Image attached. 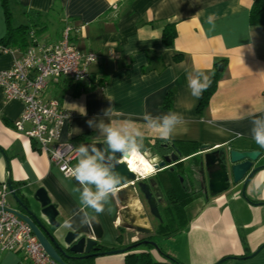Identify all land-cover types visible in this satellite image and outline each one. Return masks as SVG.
<instances>
[{"label": "crops", "instance_id": "1", "mask_svg": "<svg viewBox=\"0 0 264 264\" xmlns=\"http://www.w3.org/2000/svg\"><path fill=\"white\" fill-rule=\"evenodd\" d=\"M17 2L19 6L13 7L15 24L35 26L32 31H37L38 42L58 40L63 27L70 25L76 28L71 38L77 49L97 55L89 67L90 80L105 84L89 89L85 83L60 78L50 80L44 92L45 98L58 100L74 115L63 126L61 140L78 145L105 142L98 127L101 122L130 134L140 129L144 139L139 153L151 166L157 162L154 148L162 149L160 145L165 143L177 147L182 162L174 166V171L184 176L189 190H194L195 180L183 171L196 164L193 157L204 153L201 145L211 150L230 147L261 151L254 163V167H261L247 182L244 194L239 183L211 196L202 181L201 192L184 204L183 217L172 218L165 212L166 204H160L166 223L180 227L167 236L159 235L174 240L172 246L159 249L182 264H215L227 256L232 258L221 264H264V149L256 144L251 133L252 120L264 117V26L250 24L253 0ZM165 25H173L176 31L170 45L162 42ZM4 35L5 21L0 9V40ZM17 56L15 50L0 54V70L9 68ZM175 56L180 59L175 60ZM221 59L226 60V66L217 89L208 105L198 111L200 98L191 95L188 74L200 70L209 75L213 64ZM22 108L19 100H6L0 89V185L6 183L9 175L11 182L18 188L21 186L30 197L34 208L38 204L31 195L42 188L57 208L62 235L82 226L80 193L73 192L80 185L74 177L65 176L52 165L32 140L15 129L14 122ZM107 109L109 114L105 115ZM169 111L182 114L184 122L177 126L171 139L164 140L147 129L142 117L145 112L155 117ZM89 120H93L91 127ZM234 133L241 136L237 138ZM80 158L79 155L73 165ZM165 169L146 173L144 179L156 176L163 192L169 182L164 178L161 183L158 177L164 176ZM90 187L95 190L94 185ZM116 192L110 196L104 213H92L96 216L93 223L103 231L98 241L102 250L123 248L138 239L156 236L157 221L154 225L149 216L140 217L147 212L144 201L140 198L130 205L126 214ZM8 203L16 208L11 195ZM132 217L135 223L151 227L153 235L129 229L127 224ZM65 220H73L71 229L63 226ZM150 253L156 261L166 259L153 247ZM126 254L98 256L92 264H124ZM0 264L27 262L21 250L0 251Z\"/></svg>", "mask_w": 264, "mask_h": 264}, {"label": "built area", "instance_id": "2", "mask_svg": "<svg viewBox=\"0 0 264 264\" xmlns=\"http://www.w3.org/2000/svg\"><path fill=\"white\" fill-rule=\"evenodd\" d=\"M76 28L65 25L61 37L51 43H41L30 34L33 44L18 56L9 68L0 70V89L6 100H19L22 111L14 122L20 133L32 140L50 163L65 176H71L80 146L71 140H61L63 126L73 118L58 100L45 98L50 80L67 79L90 85L89 67L97 59L94 52H80L71 41ZM138 176V175H137ZM139 176L140 178H146ZM10 191L0 185V251L21 250L27 264H58L43 249L30 226L8 203Z\"/></svg>", "mask_w": 264, "mask_h": 264}, {"label": "water", "instance_id": "3", "mask_svg": "<svg viewBox=\"0 0 264 264\" xmlns=\"http://www.w3.org/2000/svg\"><path fill=\"white\" fill-rule=\"evenodd\" d=\"M221 70V68H220ZM92 153V148H97L103 154V160L99 161L108 166L113 172L122 177L120 185L117 187V199L123 207V212L127 214L130 205H133L141 198L147 212L140 215L141 218H153L161 221L159 205H165L163 192L159 184L153 177L140 178L133 172L125 161L116 164V161L109 159L111 149L105 142H84L82 143ZM160 150H152L157 156V162L152 164L154 171L167 168L174 170V166L182 162L181 152L174 145L167 143L161 144ZM170 148L173 149L170 152ZM107 149V151H106ZM200 177L205 183L208 194L215 196L227 190L231 185L242 184L241 191L244 190L251 176L261 167H254V163L261 156L259 150H238L230 147L211 150L207 145H201ZM169 151V152H168ZM119 156V153L115 154ZM6 185L13 197L16 208L12 210L22 218L31 228L34 235L41 243L45 252L58 264H71V262L95 258L102 255L127 253L139 244L135 243L127 247L118 249L102 250L98 241L102 237V229L92 221L91 225H82L75 230H67L59 235L61 223L57 220L58 211L56 206L51 203L50 198L42 188H38L31 198L38 204L37 208L32 206L30 197L21 189L19 195L14 191L11 178L8 175ZM127 227L135 233L151 236L154 230L135 223L131 218ZM142 244H148L154 249H158L157 244L151 239H143ZM232 257H223L215 264H221Z\"/></svg>", "mask_w": 264, "mask_h": 264}, {"label": "clouds", "instance_id": "4", "mask_svg": "<svg viewBox=\"0 0 264 264\" xmlns=\"http://www.w3.org/2000/svg\"><path fill=\"white\" fill-rule=\"evenodd\" d=\"M211 76L205 72L197 70L195 74H188V88L191 95L199 99L203 92L211 86ZM108 109L105 115H108ZM143 120L146 122L147 129L154 131L161 139L169 140L178 125L184 122L182 114L169 111L162 116H153L149 112L143 114ZM129 122L132 123L131 118ZM88 125H93V120L88 121ZM98 127L105 137V143L111 149L109 159L116 161V164L127 160L130 156L139 154L143 147L144 132L136 129L134 134L122 131L120 128L113 127L111 123L101 122ZM251 133L256 144L264 149V117H257L252 120ZM239 138L240 133H234ZM80 159L71 171V176L79 183L80 188H73V192H79V204L84 210V215L80 219L82 225H91L96 218L95 214H101L106 211V205L109 203L110 196L116 192L117 187L122 181V177L113 172L108 166L99 162L103 160V154L95 147L89 154V149L84 144L77 148ZM107 151V149H106ZM119 153V156L115 154ZM154 169L151 168L152 172ZM62 183V182H61ZM94 185V189L90 187ZM82 188V191H81ZM91 210V211H89ZM110 211L111 209H107ZM73 220H65L64 227L71 229Z\"/></svg>", "mask_w": 264, "mask_h": 264}, {"label": "trees", "instance_id": "5", "mask_svg": "<svg viewBox=\"0 0 264 264\" xmlns=\"http://www.w3.org/2000/svg\"><path fill=\"white\" fill-rule=\"evenodd\" d=\"M15 5L19 6L17 0H0V9L3 12L5 21V35L0 40V54L3 53V48L17 49L23 52L28 46L33 44L30 34H33V36L36 38L35 32L37 31H32V28H34L35 26L30 25L29 23L13 24V7ZM249 21L252 25L264 26V0H253L252 6L249 10ZM175 36L176 31L173 25H165L163 27L161 38L162 42L165 45H170L173 42ZM179 59V56H175V60ZM225 66L226 60L224 59L218 60L213 64V67L209 74V76H211L212 83L211 86L206 91H204L202 96L200 97L197 106L198 111H202L208 105L212 94L217 89L219 79L222 76ZM103 84H105L104 81L98 83L90 80V85L88 88L91 89L97 85ZM155 146H157V144ZM153 150L157 151L161 149L154 148ZM193 160L196 161V164H191V166H187V169H185L183 172H185L184 174L189 173L192 180L194 179L195 181L197 180L196 182L201 183L202 181L199 174L201 156L193 157ZM180 164L181 163H179V166ZM163 173L164 176L159 175V180L162 183V180L166 178L169 182V186H167L165 190L163 189L166 201L165 212L169 214V216H171L172 218L177 216L183 217L184 204L191 201L196 194H199L201 192V190L198 189L195 191V186L193 187L194 190H189L185 188V178L182 174L176 173L174 170L169 171L168 169H165ZM12 186L14 191L19 195V189L16 186V183L12 182ZM170 225L171 224L168 223L164 224L163 221L158 222L157 228L155 229L156 235H164V233H166L165 230ZM170 227L172 228V230H176V228L180 226L173 228V226L171 225ZM143 239L146 238H141L137 240L139 245L127 252V254L124 256V264H182L174 257L162 252L159 248V252L163 256H165L166 259L164 262L156 261L150 253V249L152 248V246L148 244H142L141 241ZM133 243H130L129 245ZM101 249H103L102 246ZM135 250H138V252H135ZM93 259L94 258H89L81 261H75L71 262V264H92Z\"/></svg>", "mask_w": 264, "mask_h": 264}, {"label": "bare ground", "instance_id": "6", "mask_svg": "<svg viewBox=\"0 0 264 264\" xmlns=\"http://www.w3.org/2000/svg\"><path fill=\"white\" fill-rule=\"evenodd\" d=\"M124 161L128 165V167L138 176H145L146 173H150L146 171V167H150L153 169V167L141 153L130 156L127 160Z\"/></svg>", "mask_w": 264, "mask_h": 264}, {"label": "rangeland", "instance_id": "7", "mask_svg": "<svg viewBox=\"0 0 264 264\" xmlns=\"http://www.w3.org/2000/svg\"><path fill=\"white\" fill-rule=\"evenodd\" d=\"M14 18V17H13ZM13 24H15V20L13 19ZM184 177V176H183ZM164 212L161 210L160 211V216H161V221H163L164 224H166V217L164 216ZM152 223L155 225L157 220H154L153 218H151ZM159 221H157L158 223ZM166 233H164V236H167L168 233L173 232L172 228L169 226L166 230ZM163 236H152L151 240L154 241L157 244V247L160 248L161 250L168 248L170 246H172L174 244V240H172V237L167 238V237H163L165 239H162ZM169 237V236H168Z\"/></svg>", "mask_w": 264, "mask_h": 264}, {"label": "flooded vegetation", "instance_id": "8", "mask_svg": "<svg viewBox=\"0 0 264 264\" xmlns=\"http://www.w3.org/2000/svg\"><path fill=\"white\" fill-rule=\"evenodd\" d=\"M160 151H162V150H160ZM155 177H156V176H154V179H155ZM196 181H197V180H196ZM196 181H194V184L196 185V186H195V187H196L195 189L198 190V189L200 188V186H201V183L196 182ZM184 187L188 189V187H186L185 184H184ZM159 209H160V208H159ZM147 238H148V237H147ZM138 240H139V239H138ZM136 241H137V240H136Z\"/></svg>", "mask_w": 264, "mask_h": 264}, {"label": "snow or ice", "instance_id": "9", "mask_svg": "<svg viewBox=\"0 0 264 264\" xmlns=\"http://www.w3.org/2000/svg\"><path fill=\"white\" fill-rule=\"evenodd\" d=\"M146 171H151V168L150 167H146Z\"/></svg>", "mask_w": 264, "mask_h": 264}]
</instances>
